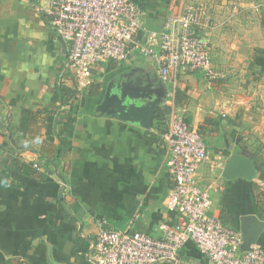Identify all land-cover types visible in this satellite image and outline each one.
Masks as SVG:
<instances>
[{
  "label": "crops",
  "instance_id": "1",
  "mask_svg": "<svg viewBox=\"0 0 264 264\" xmlns=\"http://www.w3.org/2000/svg\"><path fill=\"white\" fill-rule=\"evenodd\" d=\"M132 1L149 31L207 4L212 62L227 77L207 88L202 72L182 74L176 109L203 135L211 155L225 159L223 167L212 171L205 164L197 174L202 188L212 185L211 215L242 235L257 223L244 219L255 217L263 227L254 245L264 250V0ZM44 5L0 0V264H94L97 220L152 237H159L161 224L176 223L166 208L173 186L166 119L144 128L98 109L107 87L120 81L128 88L165 85L154 61L133 51L128 61L94 69L92 84L77 98L75 75L64 66L66 45ZM240 67L245 75L238 79ZM234 79L244 82L239 93ZM61 88L74 91V103L56 104ZM234 155L253 161L255 179L225 177ZM177 264L213 262L188 242Z\"/></svg>",
  "mask_w": 264,
  "mask_h": 264
},
{
  "label": "built area",
  "instance_id": "2",
  "mask_svg": "<svg viewBox=\"0 0 264 264\" xmlns=\"http://www.w3.org/2000/svg\"><path fill=\"white\" fill-rule=\"evenodd\" d=\"M44 1L49 23L66 45L64 66L75 75L77 98L92 84L94 69L108 61H128L133 51L154 61L166 87L162 105L170 149L167 166L173 176L166 208L176 215V223L161 224L159 237H152L111 229L104 220H97L94 264H177L179 250L188 242L213 264H264L261 246L253 245L250 251L242 252V233L211 215L212 185L202 188L197 174L205 164H210L212 171L223 167L225 159L211 155L203 135L176 109L182 74L202 72L207 88L227 77L212 62L209 36L213 21L207 4L188 7L168 17L161 30L149 31L142 25V8L132 0ZM141 31L146 34L144 42L136 40ZM15 264L29 263L19 260Z\"/></svg>",
  "mask_w": 264,
  "mask_h": 264
},
{
  "label": "water",
  "instance_id": "3",
  "mask_svg": "<svg viewBox=\"0 0 264 264\" xmlns=\"http://www.w3.org/2000/svg\"><path fill=\"white\" fill-rule=\"evenodd\" d=\"M161 84V83H160ZM130 86V85H129ZM128 86V87H129ZM123 86L121 81L113 86H108L102 102L98 105L101 112L112 117L140 125L144 128L152 127L156 112L161 107L166 95V88L161 84L159 87L154 84L149 86ZM257 167L253 161L242 155H234L230 158L225 177H242L253 180L257 177ZM247 220L255 223V228H243L244 243L242 252L250 251L252 245L257 242L260 229L263 223L255 217H247ZM245 223V224H247Z\"/></svg>",
  "mask_w": 264,
  "mask_h": 264
},
{
  "label": "trees",
  "instance_id": "4",
  "mask_svg": "<svg viewBox=\"0 0 264 264\" xmlns=\"http://www.w3.org/2000/svg\"><path fill=\"white\" fill-rule=\"evenodd\" d=\"M260 55H262L264 57V49L259 51ZM73 98V99H72ZM75 98V93L73 90H69L66 88H61L57 91L54 101L57 103H68L69 99H72V103H74V99ZM76 102V101H75ZM166 110H162V109H158V111L156 112L155 118L156 120H165L166 118ZM65 144V140H62V144ZM65 147H60L59 150V155L64 151Z\"/></svg>",
  "mask_w": 264,
  "mask_h": 264
},
{
  "label": "rangeland",
  "instance_id": "5",
  "mask_svg": "<svg viewBox=\"0 0 264 264\" xmlns=\"http://www.w3.org/2000/svg\"><path fill=\"white\" fill-rule=\"evenodd\" d=\"M242 67H240L239 68V70H238V74H239V77L240 78H238V79H241L242 77H244V76H241L240 75V73H243L244 75H245V68H242ZM242 71V72H241ZM236 77V76H235ZM124 78H128V77H124ZM243 80H245V81H247V79H243ZM244 83V82H243ZM242 82H240V81H237L236 79H234V82H233V91H234V93L236 92V93H239V91L237 90V89H241L242 87H241V85L243 84ZM252 84V86H256V84L255 83H251ZM258 86H260V84H258Z\"/></svg>",
  "mask_w": 264,
  "mask_h": 264
}]
</instances>
